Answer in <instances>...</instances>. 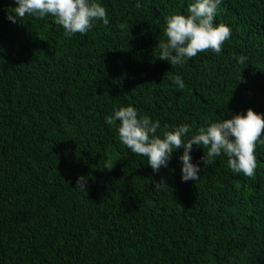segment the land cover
<instances>
[{
  "label": "trees",
  "instance_id": "obj_1",
  "mask_svg": "<svg viewBox=\"0 0 264 264\" xmlns=\"http://www.w3.org/2000/svg\"><path fill=\"white\" fill-rule=\"evenodd\" d=\"M98 2L109 24L66 38L51 17L10 23L14 0H0V264H264V144L252 178L194 145L200 178L182 182V149L153 172L106 119L128 105L193 130L264 118V0H223L230 39L182 68L155 46L191 0Z\"/></svg>",
  "mask_w": 264,
  "mask_h": 264
},
{
  "label": "clouds",
  "instance_id": "obj_2",
  "mask_svg": "<svg viewBox=\"0 0 264 264\" xmlns=\"http://www.w3.org/2000/svg\"><path fill=\"white\" fill-rule=\"evenodd\" d=\"M222 2L191 0L186 13L166 16L163 36L155 46L156 58L167 61L171 68H182L206 50L220 54L224 42L231 37L229 26L215 22ZM14 3L13 11L6 17L10 23L26 15L41 20L51 17L62 27L66 38L77 33L87 34L97 21L103 25L110 22L107 9L98 0H14ZM136 7H141L139 2ZM245 59L241 58L239 63H244ZM171 83L181 90L186 86L180 74L173 75ZM106 119L109 125L116 124L120 143L132 154L144 157L153 172L167 168L173 152L182 149L178 156L182 182L200 178V165L193 162L191 155L194 145L203 150L202 164H211L223 156L231 172L252 178L257 169V144H264V118L251 109L230 119L205 121L195 130L188 123L162 127L159 120L141 116L132 105L114 107ZM86 183L87 177L78 176L76 189L85 191Z\"/></svg>",
  "mask_w": 264,
  "mask_h": 264
}]
</instances>
